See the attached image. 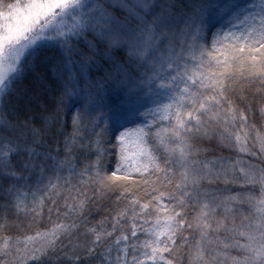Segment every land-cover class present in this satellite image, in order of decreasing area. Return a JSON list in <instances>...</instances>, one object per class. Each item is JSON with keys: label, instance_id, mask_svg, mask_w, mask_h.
Returning a JSON list of instances; mask_svg holds the SVG:
<instances>
[{"label": "snow or ice", "instance_id": "1", "mask_svg": "<svg viewBox=\"0 0 264 264\" xmlns=\"http://www.w3.org/2000/svg\"><path fill=\"white\" fill-rule=\"evenodd\" d=\"M257 102L264 0H0V264H264Z\"/></svg>", "mask_w": 264, "mask_h": 264}, {"label": "trees", "instance_id": "2", "mask_svg": "<svg viewBox=\"0 0 264 264\" xmlns=\"http://www.w3.org/2000/svg\"><path fill=\"white\" fill-rule=\"evenodd\" d=\"M250 118H251V114H250ZM252 122L255 123L256 128L260 131V133L264 135V115H262L259 111V102H257V107L255 109V117ZM70 130L71 129H69V131ZM109 148L111 149L112 145H109ZM217 154L229 155V152L226 149L224 150L217 149ZM253 163H255V160H253ZM105 203H107V201H105ZM245 207H249V206H245ZM253 211L254 209H251L249 207L248 214L251 215ZM47 215H48L47 211H45L44 220L41 221L39 218H37V220L34 223L33 220L31 219V213L29 211L28 215H21L16 220L17 230L11 231L8 234H10L13 239H17V238L24 239L28 235H33L36 231H46L48 229V224H49L47 220ZM93 215L96 217L93 222L96 223L103 214L96 215L95 211H93ZM56 222H64V221L62 219L60 221H57V218L53 216V223ZM42 224L43 226H41Z\"/></svg>", "mask_w": 264, "mask_h": 264}]
</instances>
